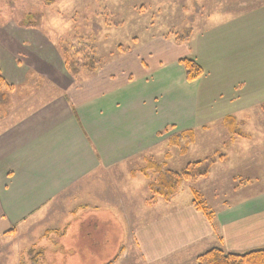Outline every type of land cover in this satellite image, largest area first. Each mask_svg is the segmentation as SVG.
<instances>
[{"label": "crops", "instance_id": "crops-1", "mask_svg": "<svg viewBox=\"0 0 264 264\" xmlns=\"http://www.w3.org/2000/svg\"><path fill=\"white\" fill-rule=\"evenodd\" d=\"M205 47L213 54L211 45ZM184 57L198 61L185 43L156 37L106 60L94 74L74 77L41 27L0 23V73L8 88L6 101L0 100L6 115L0 119V245L24 242L25 248L30 242L26 250H34L49 239L57 252L65 250L64 243L71 244L73 253L79 250L78 256L87 252L88 262L78 264H112L129 231L115 200L108 199L113 198L106 179L114 174L137 180L132 170L114 168L137 162L166 141V133L160 134L166 128L175 133L198 127L199 96L206 95L199 89L204 75L188 81L179 63ZM22 87L31 92L16 93ZM201 125L208 126L206 121ZM68 193L70 202L59 208L57 200ZM127 196L135 198L134 192ZM253 200L219 209L227 245L235 252L264 246V197ZM176 204L163 216L162 228L155 226L154 213L166 204L159 200L148 210L152 222L136 231L145 256L151 248L161 254L177 248L181 236L188 241L211 236L201 234L209 227L204 213L191 206L178 212ZM96 222L104 225L102 245L91 236L90 226ZM112 235L117 238L115 250Z\"/></svg>", "mask_w": 264, "mask_h": 264}, {"label": "rangeland", "instance_id": "rangeland-1", "mask_svg": "<svg viewBox=\"0 0 264 264\" xmlns=\"http://www.w3.org/2000/svg\"><path fill=\"white\" fill-rule=\"evenodd\" d=\"M28 22L41 27L55 44L88 43L103 62L156 37L164 36L172 44L187 45L190 55L197 57L205 68L199 89L206 95L201 93L199 96L195 140L183 154L185 139L180 137V144L170 145V130L163 134L166 141L140 160L114 169L137 172L149 165L148 160H153L165 168L180 171L189 163L208 161L211 162L210 171L206 176L183 182L170 200L159 198L149 190L148 184L156 176L150 173V176L136 174L137 180L114 174L106 179V191L111 192L113 198L108 199L115 200L113 203L124 214L129 231L120 254L111 262L195 264L198 255L212 247L235 252L227 245L225 228L219 223L222 219L219 209L239 203L242 207V202L252 197L255 202L264 197V0H0L1 24ZM204 44L211 45L215 55L207 51ZM27 92H31L28 87L16 91L20 94ZM2 113L0 110V119L6 117ZM227 116H234L235 121L230 122L232 127L226 124ZM205 121L208 126L202 128L201 123ZM130 192H134L135 198L129 199L127 194ZM70 195L59 198L57 206L61 208L63 202L66 206ZM159 200L166 205L154 213L155 226L162 228V219L174 211L173 202L182 203L176 204L175 211L178 212L189 206L199 210V203L206 205L211 212V215H205L200 210L209 226L201 234L211 232V236L201 235L197 241H188L181 236L177 248L163 250L162 254L151 248L150 255L145 256L138 245L136 231L152 222V212L148 210ZM96 202L99 205L100 198H96ZM67 210L68 207L63 206V211ZM103 229L101 222L90 226L91 236L97 238L99 245L105 239ZM180 231L176 230L174 235ZM116 240L112 235V250H115ZM197 242L201 246H197ZM25 243V248L24 242L0 245V264H32V255L26 250L31 244ZM79 243L82 245L83 241ZM64 245L65 250L57 252L53 242L42 240L38 243L42 248H35L33 255L39 251L44 253L39 259L40 264L88 262L87 252L80 251L78 256L79 250L75 249L73 253L71 244ZM259 248L264 246L256 249ZM95 252L100 253L99 248Z\"/></svg>", "mask_w": 264, "mask_h": 264}, {"label": "trees", "instance_id": "trees-1", "mask_svg": "<svg viewBox=\"0 0 264 264\" xmlns=\"http://www.w3.org/2000/svg\"><path fill=\"white\" fill-rule=\"evenodd\" d=\"M26 24V23H24ZM27 24H32L28 22ZM36 26V25H33ZM59 51L62 56V61L65 69L74 77L79 76L81 73L94 74L99 70V68L104 63L100 57L96 54V51L93 47L86 45H70L67 46L64 42L57 44ZM120 50L124 51V48L120 46ZM179 63L184 67L186 72V77L188 81H194L204 75V68L196 61L194 58L184 57L179 60ZM85 71V72H83ZM7 84L5 79L0 73V100L6 101V92ZM2 95V96H1ZM226 124L231 126L230 122H234V116H227L225 118ZM172 128V127H171ZM170 128H166L161 131L160 134L166 133ZM185 139L186 144L182 147V152L185 154L190 142L196 138V130L194 128L182 130L170 134L168 143L170 145H178L181 143V138ZM149 165L146 167L139 168L136 172L132 170V174H143L144 176H152V179L149 184V190L153 192L159 198L165 200H170L181 187L182 183L187 180H193L197 177L206 176L210 171V164L198 161L194 163H189L186 168L178 171L165 168L163 164H160L153 160H148ZM150 173V174H149ZM198 194L195 193V197ZM197 208L202 210L205 215H211L209 208L206 205L197 203ZM6 235H9L6 233ZM30 255H32V264H40V258L44 257V253L39 251L35 255V249L29 250ZM195 264H264V248L251 249L246 252H226L220 247H212L205 252L198 255Z\"/></svg>", "mask_w": 264, "mask_h": 264}, {"label": "bare ground", "instance_id": "bare-ground-1", "mask_svg": "<svg viewBox=\"0 0 264 264\" xmlns=\"http://www.w3.org/2000/svg\"><path fill=\"white\" fill-rule=\"evenodd\" d=\"M11 84V83H10ZM30 84V83H29ZM29 86V85H28ZM30 87V86H29ZM2 96V95H1Z\"/></svg>", "mask_w": 264, "mask_h": 264}]
</instances>
